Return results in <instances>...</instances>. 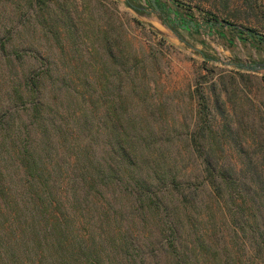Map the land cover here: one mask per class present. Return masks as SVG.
I'll return each mask as SVG.
<instances>
[{"label": "rangeland", "instance_id": "1", "mask_svg": "<svg viewBox=\"0 0 264 264\" xmlns=\"http://www.w3.org/2000/svg\"><path fill=\"white\" fill-rule=\"evenodd\" d=\"M17 1L26 6L24 0H0V24L11 18L12 26H16L11 36L3 29L0 34L15 43L31 42L46 56L41 63L33 55H22L15 61L18 74L33 70L46 73L45 89L63 102V111L55 118L57 125L67 119L71 122V118H80L82 127L87 124L100 171H107L111 164L110 141L119 130H110L108 125L114 128L125 123L126 131L133 133L126 123L146 124L144 135L166 139L184 138L190 133L232 138L258 133L251 106L262 97L264 84L257 85L252 77L264 79V69L244 70L229 63L264 64V48H258L251 39H238L235 31L226 27L233 24L264 37V0H158L163 8L159 12L149 0H45V6L32 0L28 24ZM172 10L192 19L198 28L185 30L174 25ZM208 19L224 25L221 31L226 38L208 27ZM16 71L0 63V113L13 105L6 93ZM238 72L250 76L239 77ZM202 105L207 109L202 110ZM241 107L248 116L246 130L239 129ZM50 114L49 109L44 112L46 118ZM223 125L230 129H222ZM6 141L7 146L0 147V173L17 201L0 211V264H63L59 253L49 246L50 231L44 221L50 215H62L63 177L70 165L66 163L67 153L60 147V161L49 166L53 179L42 186L45 193L38 196L24 193L23 170L11 140ZM41 148L35 154H42ZM216 148L224 154L241 149L234 144L203 147ZM258 148L242 145L249 153ZM165 161L170 162L168 158ZM223 162L239 166L234 158ZM176 168L182 170L181 161ZM73 184L71 188L92 203L85 213L93 216L90 246L110 231L111 236L116 234L117 244L111 252L119 254V260L129 257L137 264H161L162 235L154 209L152 213L141 211L133 197L135 192L129 194L114 182L102 184L98 179L90 187L75 178ZM126 186L135 190L133 184ZM62 228L60 225V239Z\"/></svg>", "mask_w": 264, "mask_h": 264}, {"label": "trees", "instance_id": "2", "mask_svg": "<svg viewBox=\"0 0 264 264\" xmlns=\"http://www.w3.org/2000/svg\"><path fill=\"white\" fill-rule=\"evenodd\" d=\"M31 1L24 0L26 6L17 1L25 10L22 18L26 24L32 18ZM154 1L163 11L158 0ZM38 2L45 6V0ZM148 3L153 8L151 0ZM172 11L174 25L185 30L198 28L192 19ZM10 19L2 22L0 29L11 36L16 26H12ZM207 21L209 28L226 38L227 34L221 31L224 25L210 19ZM226 28L235 31L234 36L238 39H251L258 48H264V37L260 34L237 29L233 24ZM20 44L23 47H19ZM34 47L31 42L15 43L0 34V63L17 70L11 74L15 80L6 93L7 101L13 105L0 113V147L5 148L6 140H11L15 158L23 170L24 193L38 196L45 193L42 186L53 179L49 166L60 161L63 155L60 147L67 153L66 163L70 165L66 166L63 177L62 215H50L44 221L50 231L49 246L59 253L63 264H137L134 258L119 260V254L111 252L117 244L114 243L116 234L111 236L110 231L100 236L95 245L88 244L93 216L85 213L89 212L88 206L92 203L71 188L75 178H80L84 184L87 182L90 187L98 183V179L102 184L114 182L129 194L135 192L133 197L141 211L152 213L155 210L162 235L161 264H264V92L257 104L251 106L253 126L259 129L255 136L208 137L190 133L184 138L166 139L144 135L142 131L146 124L126 123L133 133L126 131L125 123H118L114 128L108 125L110 130H119L110 141L111 164L102 172L95 159L93 134L87 124L82 127L80 118H71V122L67 119L57 125L55 118L63 111V102L45 89L46 73L33 70L27 74L19 71L18 74L15 61L22 59V55H33L41 63L45 62L44 52ZM237 75L250 76L242 72ZM252 78L257 85L264 84V79ZM48 109L51 114L46 118L44 112ZM201 109L207 108L202 105ZM240 113L239 129L246 130L249 123L243 107ZM222 129L229 130L230 127L223 125ZM22 140L24 143H20ZM205 144L216 147L234 144L241 149L224 154L217 148L204 150ZM248 144L258 146V151L249 153L243 150L242 145ZM20 146L21 149H16ZM41 146L43 153L35 154ZM227 157L234 158L239 166L224 165ZM165 158L170 162L167 163ZM180 161L182 170L176 168ZM57 170L62 174L58 165ZM5 184L0 173V211L17 201L12 196V187ZM129 184L135 185V190H128L126 185ZM69 189L73 191L67 193ZM51 204L56 205L52 200ZM60 225L63 226L62 239L57 237L61 232L58 231Z\"/></svg>", "mask_w": 264, "mask_h": 264}, {"label": "water", "instance_id": "3", "mask_svg": "<svg viewBox=\"0 0 264 264\" xmlns=\"http://www.w3.org/2000/svg\"><path fill=\"white\" fill-rule=\"evenodd\" d=\"M151 2H152V5H153V8L157 12H159V9H158L155 1L151 0ZM229 64H232L235 67L240 68V69H244V70L257 71V70L264 69V64H253V65H246V64H242V63H229Z\"/></svg>", "mask_w": 264, "mask_h": 264}]
</instances>
